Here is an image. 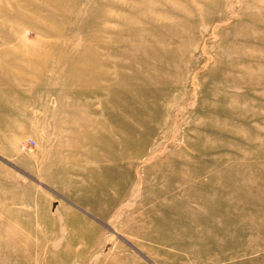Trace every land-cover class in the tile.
<instances>
[{
    "label": "rangeland",
    "instance_id": "1",
    "mask_svg": "<svg viewBox=\"0 0 264 264\" xmlns=\"http://www.w3.org/2000/svg\"><path fill=\"white\" fill-rule=\"evenodd\" d=\"M0 264H264V0H0Z\"/></svg>",
    "mask_w": 264,
    "mask_h": 264
},
{
    "label": "built area",
    "instance_id": "2",
    "mask_svg": "<svg viewBox=\"0 0 264 264\" xmlns=\"http://www.w3.org/2000/svg\"><path fill=\"white\" fill-rule=\"evenodd\" d=\"M24 148V147H23Z\"/></svg>",
    "mask_w": 264,
    "mask_h": 264
}]
</instances>
